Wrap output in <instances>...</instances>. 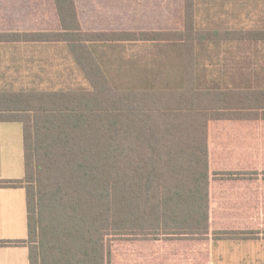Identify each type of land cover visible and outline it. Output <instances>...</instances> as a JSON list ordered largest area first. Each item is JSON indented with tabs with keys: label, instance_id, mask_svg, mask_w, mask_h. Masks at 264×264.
Listing matches in <instances>:
<instances>
[{
	"label": "trees",
	"instance_id": "trees-1",
	"mask_svg": "<svg viewBox=\"0 0 264 264\" xmlns=\"http://www.w3.org/2000/svg\"><path fill=\"white\" fill-rule=\"evenodd\" d=\"M197 1L183 0L181 30L87 31L75 0H52L58 31L0 32V42L65 44L82 79L0 89V122L21 124L24 166L0 187L24 189L27 226L26 240L0 244H26L28 264H112L118 249L132 258L255 232L211 226L212 180L239 177L210 175L214 145L232 143L213 141L210 123L264 120L263 82L244 75L256 67L244 45L264 43V19L248 25L239 9L250 0H232V26L200 29Z\"/></svg>",
	"mask_w": 264,
	"mask_h": 264
},
{
	"label": "crops",
	"instance_id": "crops-1",
	"mask_svg": "<svg viewBox=\"0 0 264 264\" xmlns=\"http://www.w3.org/2000/svg\"><path fill=\"white\" fill-rule=\"evenodd\" d=\"M75 2L81 26L87 31H171L184 26L183 0ZM59 29L52 0H0V32ZM237 45H232V54ZM244 46L249 62L263 65L261 70L247 71L246 79L261 80L264 85V43ZM77 73L63 43L0 42V89H29L38 82L54 85L75 79ZM238 76L235 74L240 79ZM14 123L21 127L19 122H0V180L21 179L24 174L22 127V155H12L11 143L7 144L12 130L4 124ZM210 135L213 141L224 135L232 139L230 145L219 149L214 145L213 153L222 155H210V175L231 170L239 177L212 180L211 226L255 232L227 238L210 235L206 240L179 242L172 250L152 246L144 251L134 249L132 258L124 254L125 249H118L112 264H264V145L254 144L264 143V120L214 121ZM26 237L24 189L0 187V241ZM0 264H28L26 244H0Z\"/></svg>",
	"mask_w": 264,
	"mask_h": 264
},
{
	"label": "rangeland",
	"instance_id": "rangeland-1",
	"mask_svg": "<svg viewBox=\"0 0 264 264\" xmlns=\"http://www.w3.org/2000/svg\"><path fill=\"white\" fill-rule=\"evenodd\" d=\"M241 2L243 0H240ZM197 7L199 8V15L197 16V23L200 29L212 30L215 28H225L232 26V0H198ZM240 12L248 11L249 14L245 15V23L253 25L255 22L262 21L264 19V0H250L247 6L239 9ZM137 50L138 47H134ZM222 56L227 57L224 50H222ZM232 65V62L229 61ZM227 64V63H226ZM261 66L256 65L257 70H261ZM78 82L81 81V75L77 73L75 78ZM6 127L12 130V139L8 140L7 144L11 143L12 155H22L21 152V127L19 124H4Z\"/></svg>",
	"mask_w": 264,
	"mask_h": 264
}]
</instances>
